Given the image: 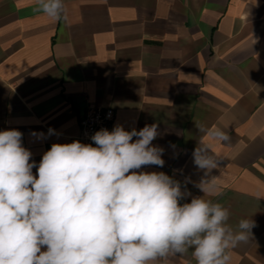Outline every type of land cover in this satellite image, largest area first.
I'll return each mask as SVG.
<instances>
[{"label": "crops", "instance_id": "crops-1", "mask_svg": "<svg viewBox=\"0 0 264 264\" xmlns=\"http://www.w3.org/2000/svg\"><path fill=\"white\" fill-rule=\"evenodd\" d=\"M64 4L67 19L54 22L35 0H0V131H21L39 164L53 143L78 140L88 106L111 108L113 128L156 124L165 163L142 170L179 181L190 193L181 204L216 178L217 193L204 198L229 208L233 228L243 218L256 225L229 264H264V0ZM194 120L231 141L200 134ZM200 142L220 160L207 177L193 163ZM169 264L196 262L189 252Z\"/></svg>", "mask_w": 264, "mask_h": 264}, {"label": "clouds", "instance_id": "clouds-1", "mask_svg": "<svg viewBox=\"0 0 264 264\" xmlns=\"http://www.w3.org/2000/svg\"><path fill=\"white\" fill-rule=\"evenodd\" d=\"M34 11L67 19L64 0H35ZM194 122L200 134L231 141L226 130ZM158 135L156 124H117L91 136L95 147L53 143L37 164L21 131H0V264H169L189 252L196 264H229V250L249 240L255 222L233 228L229 208L204 198L217 193L216 178L202 179L204 195L181 204L190 193L179 181L143 171L165 163L152 144ZM192 155L206 177L219 166L209 144Z\"/></svg>", "mask_w": 264, "mask_h": 264}, {"label": "built area", "instance_id": "built-area-1", "mask_svg": "<svg viewBox=\"0 0 264 264\" xmlns=\"http://www.w3.org/2000/svg\"><path fill=\"white\" fill-rule=\"evenodd\" d=\"M115 113L111 108H98L88 106L85 113L79 119V135L78 140L84 144H93L91 136L101 130L109 131L113 128Z\"/></svg>", "mask_w": 264, "mask_h": 264}]
</instances>
